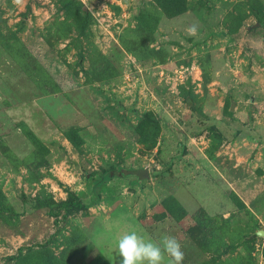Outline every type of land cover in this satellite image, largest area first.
Masks as SVG:
<instances>
[{
	"label": "rangeland",
	"instance_id": "374dc122",
	"mask_svg": "<svg viewBox=\"0 0 264 264\" xmlns=\"http://www.w3.org/2000/svg\"><path fill=\"white\" fill-rule=\"evenodd\" d=\"M62 1L0 0V264H119L131 231L264 264V0Z\"/></svg>",
	"mask_w": 264,
	"mask_h": 264
},
{
	"label": "clouds",
	"instance_id": "9594fccd",
	"mask_svg": "<svg viewBox=\"0 0 264 264\" xmlns=\"http://www.w3.org/2000/svg\"><path fill=\"white\" fill-rule=\"evenodd\" d=\"M195 32V28L190 29ZM119 264H182L184 252L180 241L164 234L159 242L136 231L125 232L117 240Z\"/></svg>",
	"mask_w": 264,
	"mask_h": 264
},
{
	"label": "trees",
	"instance_id": "16d2710c",
	"mask_svg": "<svg viewBox=\"0 0 264 264\" xmlns=\"http://www.w3.org/2000/svg\"><path fill=\"white\" fill-rule=\"evenodd\" d=\"M178 7H180L178 0H170V2H168V4L166 5V15L169 16V18H175L176 16L182 15L184 14L185 9H177ZM62 8L66 11L70 10L72 11V19L73 21L78 25L80 22V18H81V14L79 12V9L77 7V5L72 1V0H63L62 1ZM263 22V20L261 19V21H259L258 23L261 24ZM242 24V23H241ZM241 26V25H240ZM256 26L253 25L251 28H255ZM253 30V29H252ZM255 30V29H254ZM228 34V33H227ZM235 34V33H234ZM139 43L144 44V36H141L137 38ZM146 40V39H145ZM147 41V40H146ZM140 57V56H139ZM139 62H142L141 60H138ZM189 97L192 98V95L189 94ZM190 101H193L192 99H190ZM187 100V99H186ZM185 100V101H186ZM187 102V101H186ZM110 171H104L101 175V179L102 181H108L111 179L110 175H109ZM49 203L45 202V201H38L39 204L44 205L45 207L48 208V212L53 216L58 218L60 215H65V213L67 214L69 210H73V209H83L84 206L73 199H68L66 201H61L59 203L56 202H52V201H48ZM50 204H54L53 209L51 208ZM9 209L8 207L4 206L3 203H0V213L3 212H8ZM55 211V212H54ZM64 212V214H63ZM49 245L50 244V240H47L45 245ZM73 249L71 247L69 248H65L59 255L58 259L57 258H53V260H49L50 264H73V262L75 260H77V257H74L73 253ZM24 255H22V252L19 251L17 255H14L12 257L9 258V261L15 260V261H19L20 259L23 258ZM34 256V255H33ZM25 257V256H24ZM76 258V259H75ZM96 264H110L108 261L106 260H101L100 262L96 263Z\"/></svg>",
	"mask_w": 264,
	"mask_h": 264
},
{
	"label": "crops",
	"instance_id": "0c3cea01",
	"mask_svg": "<svg viewBox=\"0 0 264 264\" xmlns=\"http://www.w3.org/2000/svg\"><path fill=\"white\" fill-rule=\"evenodd\" d=\"M195 137H196V135H192L191 137H190V135H188V138L190 139L191 142H193V140H195ZM197 140H201L200 144L204 142L202 136H200L199 139H197ZM200 149H203V148H200ZM166 264H167V262H166Z\"/></svg>",
	"mask_w": 264,
	"mask_h": 264
},
{
	"label": "water",
	"instance_id": "95a60500",
	"mask_svg": "<svg viewBox=\"0 0 264 264\" xmlns=\"http://www.w3.org/2000/svg\"><path fill=\"white\" fill-rule=\"evenodd\" d=\"M256 235H257V236H263L264 234H263L262 231H258V232L256 233Z\"/></svg>",
	"mask_w": 264,
	"mask_h": 264
}]
</instances>
